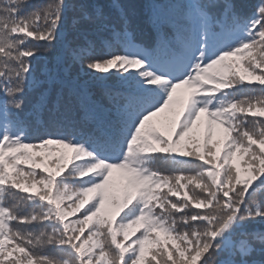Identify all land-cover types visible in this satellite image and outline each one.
Wrapping results in <instances>:
<instances>
[{
  "label": "snow or ice",
  "instance_id": "6c2138e0",
  "mask_svg": "<svg viewBox=\"0 0 264 264\" xmlns=\"http://www.w3.org/2000/svg\"><path fill=\"white\" fill-rule=\"evenodd\" d=\"M0 264H264V0H0Z\"/></svg>",
  "mask_w": 264,
  "mask_h": 264
},
{
  "label": "trees",
  "instance_id": "16d2710c",
  "mask_svg": "<svg viewBox=\"0 0 264 264\" xmlns=\"http://www.w3.org/2000/svg\"><path fill=\"white\" fill-rule=\"evenodd\" d=\"M37 3H44L46 0H35ZM68 2V0H66ZM129 3H134L135 0H128ZM260 0H237V3L241 6L242 11L245 14H250L251 10L254 8L256 4H258ZM251 119V117L249 118ZM192 187V186H190ZM261 198V197H258Z\"/></svg>",
  "mask_w": 264,
  "mask_h": 264
}]
</instances>
